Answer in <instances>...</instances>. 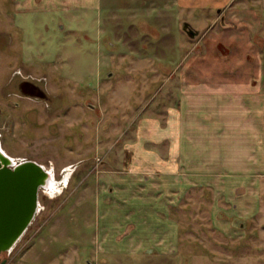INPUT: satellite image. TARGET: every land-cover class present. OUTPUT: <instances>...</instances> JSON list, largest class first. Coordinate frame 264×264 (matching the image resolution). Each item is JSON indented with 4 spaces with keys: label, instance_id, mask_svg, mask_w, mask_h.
Listing matches in <instances>:
<instances>
[{
    "label": "rangeland",
    "instance_id": "374dc122",
    "mask_svg": "<svg viewBox=\"0 0 264 264\" xmlns=\"http://www.w3.org/2000/svg\"><path fill=\"white\" fill-rule=\"evenodd\" d=\"M195 23L179 0H100L75 12L20 11L16 0H0V146L15 161L42 163L57 181L54 190L40 188L37 212L0 254L3 264H264V173L247 200L232 205L221 200L211 207L212 197L228 189L216 181L189 189L183 214L171 215L170 244L165 236L146 242L132 215H106L117 207L106 161L133 130L134 122L124 131L133 109L149 103L158 87L149 106L161 103L167 85L173 91L160 72L179 68L184 54L195 51ZM17 67L43 77L40 84L58 95L57 103L15 106L20 98L6 94L19 79ZM129 68L140 73H125ZM215 210L221 215H210ZM233 215L244 221L232 226Z\"/></svg>",
    "mask_w": 264,
    "mask_h": 264
},
{
    "label": "crops",
    "instance_id": "0c3cea01",
    "mask_svg": "<svg viewBox=\"0 0 264 264\" xmlns=\"http://www.w3.org/2000/svg\"><path fill=\"white\" fill-rule=\"evenodd\" d=\"M99 2L16 0V7L75 12L97 8ZM179 2L196 22L190 25L195 51L184 54L179 68L159 70L173 91L169 94L167 85L161 103L149 106L158 97V87L149 103L133 109L124 131L134 122L133 130L120 147L115 143V156L106 161L105 180L114 197L110 201L117 204L106 215L138 218V232L146 242L163 236L172 242L171 215L183 214L189 189L216 181L230 196H213L211 207L221 200L232 205L245 202L253 180L262 183L264 173V0ZM136 70L125 73L139 74ZM215 211L210 215H221ZM228 219L232 226L244 221L236 215ZM147 225L150 237L144 231Z\"/></svg>",
    "mask_w": 264,
    "mask_h": 264
},
{
    "label": "water",
    "instance_id": "95a60500",
    "mask_svg": "<svg viewBox=\"0 0 264 264\" xmlns=\"http://www.w3.org/2000/svg\"><path fill=\"white\" fill-rule=\"evenodd\" d=\"M51 179V169L42 163L15 161L0 149V254L10 251L31 224L39 190Z\"/></svg>",
    "mask_w": 264,
    "mask_h": 264
},
{
    "label": "flooded vegetation",
    "instance_id": "af4514ba",
    "mask_svg": "<svg viewBox=\"0 0 264 264\" xmlns=\"http://www.w3.org/2000/svg\"><path fill=\"white\" fill-rule=\"evenodd\" d=\"M22 69L15 68L14 75L19 76V79L15 80L13 84H10L12 86V90L10 92H8L6 94V96H8L9 98H12L13 96H16L20 99H18L19 101H13V104L15 106H19L21 103H30L33 105H39V104H43L45 106H51L53 107V105H55L57 102V99L54 101V97L57 98L58 95H54L51 92L45 90V88L43 87L42 84H40V82L43 81V77L42 78H36L32 75H27V74H22ZM5 96V98H6ZM7 97V99H8ZM59 98V97H58ZM6 99V103H8V100ZM12 100V99H11ZM10 100V101H11ZM34 109H29L27 110V117L30 119H33V117L31 116V114L33 113H37V110ZM1 128V127H0ZM0 136H2L1 132H0ZM1 140H0V144H1ZM22 159H27V158H21L19 160ZM18 160V159H16ZM18 160V161H19Z\"/></svg>",
    "mask_w": 264,
    "mask_h": 264
},
{
    "label": "bare ground",
    "instance_id": "6f19581e",
    "mask_svg": "<svg viewBox=\"0 0 264 264\" xmlns=\"http://www.w3.org/2000/svg\"><path fill=\"white\" fill-rule=\"evenodd\" d=\"M0 149L2 150V151H4L2 148H1V146H0ZM4 153H6L5 151H4ZM7 154V153H6ZM8 155V154H7ZM9 156V155H8ZM12 158V157H11ZM12 160H14L13 158H12ZM45 166V165H44ZM47 168V167H46ZM49 169V168H48ZM52 171V170H51ZM69 173H70V170L64 175V180H66L67 181V178H68V176H69ZM53 174V173H52ZM55 183H57V181L55 180V178L53 177V175H52V179L45 185V187H50V189H52V190H54L55 189V187H56V184Z\"/></svg>",
    "mask_w": 264,
    "mask_h": 264
},
{
    "label": "trees",
    "instance_id": "16d2710c",
    "mask_svg": "<svg viewBox=\"0 0 264 264\" xmlns=\"http://www.w3.org/2000/svg\"><path fill=\"white\" fill-rule=\"evenodd\" d=\"M234 221V223L236 222V220H233Z\"/></svg>",
    "mask_w": 264,
    "mask_h": 264
}]
</instances>
